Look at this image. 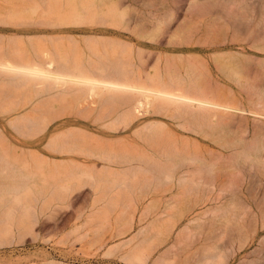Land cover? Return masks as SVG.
Instances as JSON below:
<instances>
[{
    "label": "rangeland",
    "instance_id": "1",
    "mask_svg": "<svg viewBox=\"0 0 264 264\" xmlns=\"http://www.w3.org/2000/svg\"><path fill=\"white\" fill-rule=\"evenodd\" d=\"M194 1L120 0L116 25L102 14L60 25L53 0H0V51L48 53L56 66L120 59L142 81L158 66L170 84L185 78L233 106L219 110L217 127L174 103L133 118L134 93L98 88L91 111L78 104L84 90L37 96L50 80L24 85L0 66V264H264V0H200L207 10H189ZM196 154L218 157L211 191L179 184L173 166ZM145 156L159 186L138 167ZM83 159L94 169L70 168Z\"/></svg>",
    "mask_w": 264,
    "mask_h": 264
},
{
    "label": "bare ground",
    "instance_id": "2",
    "mask_svg": "<svg viewBox=\"0 0 264 264\" xmlns=\"http://www.w3.org/2000/svg\"><path fill=\"white\" fill-rule=\"evenodd\" d=\"M53 1L59 6L61 10V14L59 15L60 18H58V21H57V23L60 25L62 24L80 25V24L88 23V22L93 21L94 17L97 16L98 14H102L104 17H106V20L112 21L111 23L112 25H116L118 23V17L123 15V13H121V5H119L120 0H109L108 3L104 2L101 8L98 5L96 6L95 0H53ZM209 5L210 3L196 0L190 4L189 10L197 9L198 11H205L208 9ZM34 6H39V4H36ZM90 42H91L90 44L91 47H93V43L97 45V40L90 39ZM15 50L13 53H10V54L0 51V55H3V57L12 56L18 62L17 61L9 62L8 61L9 59L6 58L5 61H0V66L8 69V71L12 70L13 74L16 71L17 73H21L22 76H26L22 78L23 81L20 80L23 82L24 85L29 84L31 82V79L36 80V78L37 79L40 78L42 80L43 79L50 80V83L46 87H43L42 86L43 82L42 80L40 81L42 82V84H39V87L41 85L43 88L40 89L37 96L42 95V94H50L52 91H59L60 93H64L65 97L66 96L68 97L69 94L72 95L74 91L84 90V93H86L87 97L83 95L84 93L82 95L78 94L77 97L80 98L78 100V104H81V103H82L81 105L85 104V106L83 107H85V109L90 108L91 111L95 110V108L93 107L94 105L92 104L97 103L96 96L99 94L98 88L107 90L110 93L117 92V91L134 93L135 98L132 103V108L129 111L133 118L140 117L142 113H147L148 111H150L151 109L150 107H148V105H153V110L159 112L161 111V108L165 107L164 105L165 103H174L177 106H179L181 109L185 108L183 109L185 113H187V110L189 109L198 110L199 113L196 114L195 116L197 120H200L204 123L217 127L223 124V120L220 118L222 113H220L219 110H230L233 108V106L219 102L215 94H213L212 92L202 89L200 85L192 83L185 78L183 80L177 79L176 81L173 80L172 78L174 82L173 84H170L169 81L167 82L166 80H163L164 79L163 73L156 72V70L158 69V66L154 69V71L152 70L147 71L146 72L147 81H142L144 75L141 73V71L133 69V67L129 68L126 62L120 59H117L116 61L112 62V64L102 63L98 65L94 64L88 67H85L83 65H72L71 66L72 63H70V65H68L67 63H63L59 66L58 65L56 66V60L48 56V53H45L44 54L45 59L41 60L39 59L40 55L38 53L25 54V53H18L17 49ZM232 62L233 61H229L228 63H226L224 61H221V62L219 61L218 63H220L222 67H226V65ZM186 63L188 64L190 68L192 66L193 67L195 66L194 65L195 62L191 58L187 59ZM62 88H63L62 91L59 90ZM57 94L58 93L56 92V95ZM110 98H112V94H109V97H107L106 99L109 100ZM126 98H127V95H124L122 98H120V102L122 104H125L126 102L127 104L128 102L130 103L132 99L129 98V96L127 99ZM87 99H90L88 103L82 102L83 100H87ZM39 101H41V99ZM157 102H161V107H159V105L155 106ZM118 119H119V116H118ZM26 121L28 120L26 119ZM152 124L154 125V123ZM14 128L18 130L17 127H14ZM149 129H151V127H149ZM20 133L22 134V131ZM23 134H24V131H23ZM27 136H30V135H27ZM71 136H73V132L69 130V132L63 135V138L69 139ZM58 137L59 136H57V138ZM53 140L54 139H52V141ZM73 146L75 147V145ZM62 147H60V149ZM60 149H59V152L61 153L63 150L60 151ZM144 153L149 157V159L153 161H155L157 158V153L155 152L154 149H152V147L151 148L145 147ZM85 159L89 160L88 157H85ZM85 159L80 160V161L73 160L71 162L70 168L72 170H76L79 172L87 171L89 169H94V167L92 166L89 167L87 165V161ZM146 159H147L146 156H145V159L140 158V157L137 158L136 161L139 162L138 167L140 168V170L144 171V174H147V177H146L147 181H150L151 183H154V185L159 186L163 182L157 179L158 177L156 174L157 172H159V168L154 166L155 163L153 161H151L152 164L151 163L148 164L149 161H147ZM216 160H218V157L216 158ZM216 160L214 158L209 159L208 157L203 156L201 154H196V156H193V160L190 165H187V164L184 165L179 162L175 164L173 168H176L178 166L179 170H181L180 171L181 176L179 178L180 186L186 187L188 190H190V189H196L202 185L203 187H206L208 191H211L215 187H218L219 185L215 178L217 174L215 173L216 171L214 169ZM167 169L169 168L164 167L163 170L167 171ZM18 190H19V187H18ZM207 199L215 200V198H212V197H209ZM163 214L164 212L162 213V215ZM256 220L258 222L259 220L258 217ZM259 227L263 228L264 222L259 224ZM138 256L140 257V255H137L136 258H138ZM134 261L132 260V262ZM165 263L167 264L166 261ZM140 264H145V260H140Z\"/></svg>",
    "mask_w": 264,
    "mask_h": 264
}]
</instances>
